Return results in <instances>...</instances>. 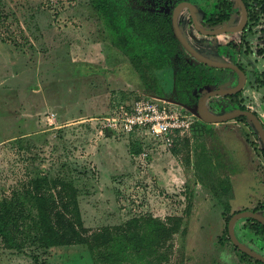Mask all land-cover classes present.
<instances>
[{
  "label": "rangeland",
  "instance_id": "rangeland-1",
  "mask_svg": "<svg viewBox=\"0 0 264 264\" xmlns=\"http://www.w3.org/2000/svg\"><path fill=\"white\" fill-rule=\"evenodd\" d=\"M140 2L0 0V211L14 221L21 247L8 248L0 236V264H105L90 254V235L103 227L139 235L140 224L127 223L150 217L167 227L180 217L181 225L165 245L152 248L146 264H255L227 241L226 230L214 242L220 210L225 226L237 211L264 214L263 144L251 121L206 123L193 113L195 101L181 103L194 124L169 149L142 133L106 128L105 117L139 97L178 99L175 75L188 55L182 51L162 68L150 65L152 44L141 38L138 24L169 15L171 7ZM215 3L196 0L202 23ZM240 21L234 4L222 25ZM177 23L182 36L213 61H237L232 46L251 47L240 60L249 69L243 103L264 125V87L253 83L256 73L264 74V15L241 32L213 37L195 31L186 9ZM231 75L224 87L238 81ZM39 202L57 232L74 236L43 246ZM70 223L75 232L63 228ZM248 225L244 218L236 222L240 241H246L239 231Z\"/></svg>",
  "mask_w": 264,
  "mask_h": 264
},
{
  "label": "trees",
  "instance_id": "trees-1",
  "mask_svg": "<svg viewBox=\"0 0 264 264\" xmlns=\"http://www.w3.org/2000/svg\"><path fill=\"white\" fill-rule=\"evenodd\" d=\"M224 8L230 10V2L222 0ZM252 12L251 19L256 20L259 15H264V0H251ZM106 16L111 14L110 10L104 11ZM227 13L220 16L221 19H226ZM110 19V18H109ZM140 27L141 38L152 44L149 53L150 65H155L157 68L168 66L171 63V58L178 52V41L173 37L168 20L164 17H155L153 19H138ZM123 45H127V41L119 39ZM264 53V46L259 51ZM181 68L175 75V89L181 101H185L187 96L191 94L194 88L200 89L206 86L211 87L217 82H220L224 76V70L206 66L201 63L191 64L183 59ZM255 85L264 87V74L256 75L254 80ZM240 92L229 95L228 97L238 105L240 110H248L240 100ZM211 114L217 112L211 108L207 109ZM220 112H226V107L219 108ZM239 121H245L244 116L236 118ZM261 155L264 161V148H261ZM41 200V199H40ZM42 203L39 202V220H36L37 226L43 230L44 234L41 238L43 246L48 247L63 243L65 238L74 235H67L66 233L57 232V228L51 223L47 211H44ZM73 211L78 216L77 205L75 199L72 202ZM43 210V211H42ZM255 211V210H253ZM46 212V213H45ZM230 218V217H229ZM174 223L167 227L164 223L153 217L143 219H132L127 223L138 225L142 227V232L137 235L135 232L129 231V228H109L103 227L93 232L85 242L88 245L90 254L94 259H99L105 264H146L147 255L152 251L153 247L165 245L166 242L172 239L173 235L180 229L181 218L174 217ZM79 220V219H78ZM249 222L248 228L264 238V224L258 221L246 218ZM13 220L9 214L0 211V236L8 248H15L20 250V244L15 239L12 233ZM80 226L81 224L78 223ZM125 225V224H124ZM59 228H62L59 227ZM63 228L74 231V225L70 223ZM62 228V229H63ZM61 229V230H62ZM226 230L227 241H230L227 234V224L224 228ZM129 231V232H128ZM184 231V229L182 230ZM75 232V231H74ZM235 248V247H234ZM236 249V248H235ZM242 256L250 258L248 255L241 253ZM255 264H263L260 261L252 259ZM35 262L37 260L35 259Z\"/></svg>",
  "mask_w": 264,
  "mask_h": 264
},
{
  "label": "flooded vegetation",
  "instance_id": "flooded-vegetation-1",
  "mask_svg": "<svg viewBox=\"0 0 264 264\" xmlns=\"http://www.w3.org/2000/svg\"><path fill=\"white\" fill-rule=\"evenodd\" d=\"M145 2V0H142ZM162 4L164 5H168L169 7H171V10H170V14L169 15H165V14H162V15H155V16H152V17H147V18H144V19H153L155 17H164L165 19H167V17H169V25H170V28H171V18H172V15H173V12L174 10L176 9V7H178L179 5H181V3H189L192 5V9H193V12H191L190 8L187 6V5H181L179 8H178V11L176 13V23H177V15L178 13L182 10V9H186L187 12H188V18H189V21L190 23L193 25L195 31L199 34H202L204 36H216V35H219V34H225V33H237V32H241L245 29V27L247 26V22L249 20H252L251 19V12H252V6L250 7V4L248 3L247 0H241L243 2V5L245 6L246 8V11H247V20L246 22L244 23V25L242 26V29H240L239 31L237 32H222V33H218V34H214V35H208V34H203L201 33L196 27H195V23H194V20L196 21L197 25L199 26L200 29L204 30V31H210V30H215V29H221V28H228V27H224L222 24L227 22L231 15L234 13V4H237L238 6V9L240 10L241 12V21L239 23V25L237 26H234V27H240L243 23V10H242V7L241 5L238 3V1L236 0H225V1H228L230 2V10H226L224 8V4L222 2V0H216V3H215V8L214 10L211 12V13H205L203 12L202 14V21L203 23L198 19V15H197V10H196V0H159ZM138 2H140V0H138ZM141 4H143V2H140ZM224 13H227L228 14V17L226 19H221L220 16H223ZM161 14V13H160ZM204 24H208L209 25V28H204ZM177 27H178V23H177ZM234 27H231V28H234ZM178 30L180 32V29L178 27ZM171 32H172V28H171ZM181 33V32H180ZM173 35V33H172ZM182 35V34H181ZM174 37V36H173ZM175 38V37H174ZM176 39V38H175ZM185 39V38H184ZM177 40V39H176ZM188 42V41H187ZM189 43V42H188ZM190 44V43H189ZM191 45V44H190ZM264 46V44H263ZM191 47L197 52V54H199L201 57L209 60V61H212V62H218V63H222L223 61H213V60H210L209 58L205 57L204 55L201 54V52H199L198 50H196L192 45ZM233 53L235 54V59H237V61L235 60L234 62H223V63H231V64H234L236 65L245 75V82L243 83V86L236 90L235 92H232V93H228V94H223V95H212L210 97H208L205 101V107L208 106V108H211L213 110H215L217 112V114H224V113H228L229 111H231L234 108H237L238 109V105L236 103H234L231 98H229L228 96L229 95H232V94H235L237 92H240L241 95H240V100L242 99V104L244 105V101H243V91L246 87V84H247V79H248V75H249V69L247 67H245L244 65H241L240 64V60H244V59H247L249 57V55L251 54V47L250 49H248L247 47H245L243 50H242V46L241 44L239 43L238 45H233ZM182 51H184L187 55L185 57H182L181 60L183 59L184 61H187L191 64H196V63H201V64H204L206 66H209L201 61H198L195 57H193L187 50H185L178 42V52L175 53L176 54H180L182 55ZM241 52V53H240ZM264 54V53H263ZM187 57V58H186ZM189 58V59H188ZM209 67H213V68H218V69H223L225 72H224V76H223V79L220 81V82H217L215 83L214 85H212L211 87H213L212 89L209 87V86H206V87H203V88H200V89H197V88H194L191 92V94H189L186 98L185 101H181L179 98V95L178 93L176 92L177 94V98H173V101L181 104V103H190L191 101H195L196 102V106H197V103H198V100L200 99V97L204 94V93H207L208 91L210 90H222V91H234L235 89L238 88V86L240 85L241 83V77L239 75V73L231 68H226V67H214V66H209ZM256 73V71H254ZM231 73L235 74L237 77H238V81L231 87H224L225 84H227L230 80V78L232 77ZM256 75H261V73L259 74H255V77ZM255 80V78H254ZM254 83V81H253ZM207 88L205 91H203L202 93H197L199 90L201 89H205ZM210 88V89H209ZM176 91V89H175ZM207 104V105H206ZM226 107V112H220L219 111V108L220 107ZM236 119V118H235ZM260 119V118H259ZM234 120V119H233ZM264 126V125H263ZM255 210V209H253ZM252 210V211H253ZM257 210H255L254 212H256ZM235 213V212H234ZM264 215V214H263ZM234 246V245H233ZM236 248V247H235ZM237 249V248H236ZM242 253V252H241ZM251 258V257H250ZM255 260V259H254Z\"/></svg>",
  "mask_w": 264,
  "mask_h": 264
},
{
  "label": "built area",
  "instance_id": "built-area-1",
  "mask_svg": "<svg viewBox=\"0 0 264 264\" xmlns=\"http://www.w3.org/2000/svg\"><path fill=\"white\" fill-rule=\"evenodd\" d=\"M193 114L164 97H139L105 117L106 128L120 135L144 134L168 149L190 134Z\"/></svg>",
  "mask_w": 264,
  "mask_h": 264
},
{
  "label": "water",
  "instance_id": "water-1",
  "mask_svg": "<svg viewBox=\"0 0 264 264\" xmlns=\"http://www.w3.org/2000/svg\"><path fill=\"white\" fill-rule=\"evenodd\" d=\"M236 1H238V3L241 5L242 10H243V23L240 27H237V28L236 27H234V28L228 27V28H221V29H215V30H210V31H204V30L199 28L196 21L194 20L195 27L201 33L208 34V35H214V34H218V33H222V32H237V31H239L240 29H242V26L244 25V23L247 20V11H246V8L243 5V2L241 0H236ZM184 4L190 8L191 12H193L191 4L181 3V5H184ZM181 5L176 7V9L173 12L172 18H171L172 33H173V36L179 42V44L185 50H187L193 57H195L198 61H201V62H203L209 66L231 68V69L237 71L241 77V83L238 86V88L235 89L234 91L210 90L207 93H204L200 97V99L198 100L197 106L195 108L196 112H193V113L196 116H198L203 122H206V123H222V122H226L229 120H233V119L238 118L240 116H244L246 119H248L249 121H251L253 123V125H254V127H255V129H256L259 137H260V140L263 144V148H264V126H263L262 121L259 119V117L254 112H252L250 110L232 109L228 113H224V114H211L207 110V108L205 107V101L208 97H210L212 95H223V94L225 95V94L232 93V92H235L236 90L240 89L243 86V83L245 82V75L234 64L223 63V62L222 63L212 62V61H209V60L201 57L199 54H197V52L191 47V45L187 42V40L184 39V37L181 35V33L179 32L178 27H177L176 13L178 11V8ZM242 218H244V219L251 218V219L258 221L259 223L264 224V215H261L257 212L252 211V210H241V211H237V212L233 213L227 222V234H228V237H229L231 243L234 245V247H236L237 250L248 255L252 259L260 261L264 264V255L261 254L260 252L256 251V250L250 248L244 242L240 241L235 234V231H234L235 223L239 219H242Z\"/></svg>",
  "mask_w": 264,
  "mask_h": 264
},
{
  "label": "crops",
  "instance_id": "crops-1",
  "mask_svg": "<svg viewBox=\"0 0 264 264\" xmlns=\"http://www.w3.org/2000/svg\"><path fill=\"white\" fill-rule=\"evenodd\" d=\"M113 57L115 59H120L121 58V56L119 54H116V53L115 54L113 53ZM115 84H118V83H115ZM223 212L224 211L222 209L218 213V230H219V233L217 232V238H216V240H214V242L215 241L217 242V240L219 239L218 237H220L222 235V231L225 228V223H224V219H223V216H224ZM184 221H185V219H184ZM184 221H183V225L186 228L187 226L185 224H187V223H185ZM241 228H244V227L241 226ZM234 231H235V234H236L237 238L240 240L239 235L237 234V229L235 227H234ZM239 232L246 239L245 242L241 240L242 242H244L250 248H252V249H254V250H256V251H258V252H260L261 254L264 255V238H262L260 235L255 234V232L251 231L248 228V226L245 227L242 231H239ZM226 246H227V244L225 242L223 248H225V249L228 248Z\"/></svg>",
  "mask_w": 264,
  "mask_h": 264
}]
</instances>
